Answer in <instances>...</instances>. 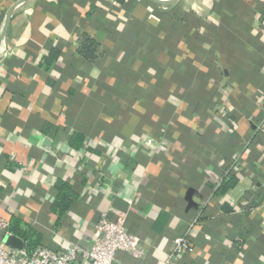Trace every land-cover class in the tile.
<instances>
[{
  "label": "crops",
  "instance_id": "0c3cea01",
  "mask_svg": "<svg viewBox=\"0 0 264 264\" xmlns=\"http://www.w3.org/2000/svg\"><path fill=\"white\" fill-rule=\"evenodd\" d=\"M19 1L0 0V37ZM263 129L264 0L28 1L0 46V231L88 249L107 217L145 251L116 264L177 238L175 264H264ZM59 182L77 193L63 216Z\"/></svg>",
  "mask_w": 264,
  "mask_h": 264
},
{
  "label": "built area",
  "instance_id": "2783aa9c",
  "mask_svg": "<svg viewBox=\"0 0 264 264\" xmlns=\"http://www.w3.org/2000/svg\"><path fill=\"white\" fill-rule=\"evenodd\" d=\"M264 131V129H263ZM167 260L157 264H175L183 253L190 251L186 238H177ZM124 252L135 259L145 255L137 237L130 234L122 221L101 218L95 227L92 244L88 249L71 245L63 251L40 248L33 252L0 246V264H116L118 253Z\"/></svg>",
  "mask_w": 264,
  "mask_h": 264
},
{
  "label": "trees",
  "instance_id": "16d2710c",
  "mask_svg": "<svg viewBox=\"0 0 264 264\" xmlns=\"http://www.w3.org/2000/svg\"><path fill=\"white\" fill-rule=\"evenodd\" d=\"M115 1L119 3L125 2V0ZM98 51L99 44L95 40L91 39L89 36L83 37L79 46V53L83 58L93 61L98 57ZM54 58H56V55L50 56V58L47 59V62H52ZM237 183L238 180L235 177L229 176L224 180L218 191L220 193H226L234 188ZM57 190L59 192V196L52 205V210L59 214V216H63L70 210L72 204L77 199V193L74 191L72 186L64 182L57 183ZM9 231L12 235L23 240L25 249L28 252H33L44 247V234L35 228L25 226L23 222L17 218H13L11 220Z\"/></svg>",
  "mask_w": 264,
  "mask_h": 264
},
{
  "label": "water",
  "instance_id": "95a60500",
  "mask_svg": "<svg viewBox=\"0 0 264 264\" xmlns=\"http://www.w3.org/2000/svg\"><path fill=\"white\" fill-rule=\"evenodd\" d=\"M28 1H31V0H20L18 3H16L12 7V9H10V11H9L8 15L6 16L5 21H4V29H3L2 35L0 37V46H1L2 42H4V40H5L13 10L16 7L22 5L23 3H26ZM154 1H156L158 3H161V4H170V3L176 2L178 0H174L172 2H166V1H163V0H154ZM0 240L3 241L4 246H7V247H9L11 249H24L25 248V244H24L22 239L14 236V235H7L6 236V235L3 234L2 231H0Z\"/></svg>",
  "mask_w": 264,
  "mask_h": 264
},
{
  "label": "bare ground",
  "instance_id": "6f19581e",
  "mask_svg": "<svg viewBox=\"0 0 264 264\" xmlns=\"http://www.w3.org/2000/svg\"><path fill=\"white\" fill-rule=\"evenodd\" d=\"M163 1H166V0H163Z\"/></svg>",
  "mask_w": 264,
  "mask_h": 264
}]
</instances>
